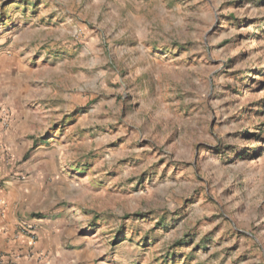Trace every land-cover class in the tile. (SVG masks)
I'll return each instance as SVG.
<instances>
[{
  "label": "rangeland",
  "instance_id": "374dc122",
  "mask_svg": "<svg viewBox=\"0 0 264 264\" xmlns=\"http://www.w3.org/2000/svg\"><path fill=\"white\" fill-rule=\"evenodd\" d=\"M0 84L59 264H264V0H0Z\"/></svg>",
  "mask_w": 264,
  "mask_h": 264
},
{
  "label": "crops",
  "instance_id": "0c3cea01",
  "mask_svg": "<svg viewBox=\"0 0 264 264\" xmlns=\"http://www.w3.org/2000/svg\"><path fill=\"white\" fill-rule=\"evenodd\" d=\"M9 92L13 93L11 89ZM1 102L0 96V107ZM21 114L19 118L10 123L7 129L2 131L5 152H0V253L6 254L9 250L17 251V253L23 254L18 258L17 264H36L38 262H34V260L32 261L31 258L24 255L26 247L22 243L25 242V237L14 235L20 221L32 223L40 221L22 215L31 206L32 199L35 196L40 197L41 191L33 188V186L36 185L37 177L42 172V163L39 161L34 162L35 158L32 157L24 162L20 161V156L28 146V141L23 135L28 126V122H26L27 115ZM43 223H37L39 225V238L36 247L49 254L51 264L66 262L67 257L65 255L67 252L63 249H60L61 252H59L53 243L59 228L56 227L53 220L46 225Z\"/></svg>",
  "mask_w": 264,
  "mask_h": 264
},
{
  "label": "built area",
  "instance_id": "2783aa9c",
  "mask_svg": "<svg viewBox=\"0 0 264 264\" xmlns=\"http://www.w3.org/2000/svg\"><path fill=\"white\" fill-rule=\"evenodd\" d=\"M10 126V117L7 111H2L0 114V152H5V146L2 140V131ZM18 237L23 236L27 239L28 248L25 251V256L45 260L46 255L39 251L36 247L38 241V225L32 222H21L17 230ZM19 253L8 252L6 254L0 253V264H16L17 259L20 258Z\"/></svg>",
  "mask_w": 264,
  "mask_h": 264
}]
</instances>
